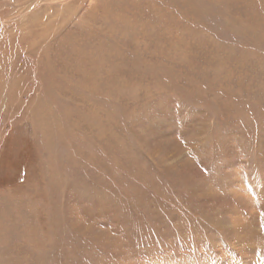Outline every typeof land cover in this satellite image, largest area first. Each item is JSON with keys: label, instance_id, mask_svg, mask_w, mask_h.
Returning <instances> with one entry per match:
<instances>
[{"label": "rangeland", "instance_id": "374dc122", "mask_svg": "<svg viewBox=\"0 0 264 264\" xmlns=\"http://www.w3.org/2000/svg\"><path fill=\"white\" fill-rule=\"evenodd\" d=\"M0 264H264V0H0Z\"/></svg>", "mask_w": 264, "mask_h": 264}, {"label": "bare ground", "instance_id": "6f19581e", "mask_svg": "<svg viewBox=\"0 0 264 264\" xmlns=\"http://www.w3.org/2000/svg\"><path fill=\"white\" fill-rule=\"evenodd\" d=\"M109 12V11H108Z\"/></svg>", "mask_w": 264, "mask_h": 264}]
</instances>
